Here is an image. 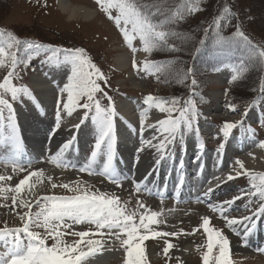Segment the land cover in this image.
I'll return each mask as SVG.
<instances>
[{
	"label": "snow or ice",
	"instance_id": "snow-or-ice-1",
	"mask_svg": "<svg viewBox=\"0 0 264 264\" xmlns=\"http://www.w3.org/2000/svg\"><path fill=\"white\" fill-rule=\"evenodd\" d=\"M96 4L100 11L115 23L124 40L130 46L132 41L138 37L143 42V50L148 53L158 47L169 46V37L177 36V33L173 30L176 25L185 18L186 14H192L200 10L199 4L193 3V0H187L185 5L177 8L169 6L162 0H96ZM230 19V9L225 7L209 27L215 28L217 37L215 43L219 49L234 52L242 51L240 42L242 41L245 45L247 50L246 59L240 58L238 65L233 66L234 74L230 82H235L247 70L246 61L248 64H264V48L252 44L239 27L233 34L232 40H226L221 36V22L223 21L226 24ZM208 31L209 29H205V35ZM199 43L203 45L205 41L202 39ZM20 45H24L26 53L30 51L38 53L39 50L48 47L52 52L48 60L54 61L57 65L70 68L67 83L60 89L61 93H67L66 102L58 100L55 125L49 132V138L54 136L61 126L59 108L61 103L63 109L67 110L69 115L77 107L84 109V118L81 120V124L88 120L90 116L92 123L95 125L96 138L91 156L83 166L79 167V171H87L89 174H93V165L96 164L97 157L103 155L105 158L102 174L108 176L112 183L120 187L122 179L127 178H121L118 175L114 163L117 144L114 127L116 110L111 96H108L107 92L101 87L100 82L104 84L108 82L101 69L92 62L91 57L84 48H54L30 40L21 41L11 32L0 31V67L10 66L12 69L3 77V82H0V106L6 107L9 112L8 120L11 134L8 140L14 146L13 171L18 169L25 172L26 169L17 163L23 149L17 131L15 111L12 103L5 99V94L10 93L13 101L17 100L21 94L31 95L26 86L17 87L12 82L17 64L21 62L17 57ZM172 48L175 50V46H172ZM13 49H16V51H13ZM198 51L199 49H197ZM57 53H62L63 60L59 59ZM30 59L31 56H28V59L23 62L26 64ZM133 66L139 68L135 61H133ZM165 68L166 65L148 60L143 63V69L146 72L154 70L156 73H160L165 71ZM192 72H194V69L189 68L186 72H178L177 76L182 81H186L188 75ZM191 85L194 94L196 86L194 78ZM260 91L264 93V86L260 88ZM97 94H102V96L97 98ZM103 98H107L109 102L106 107L101 104ZM154 101L155 98L150 94L145 102L150 104ZM169 104L170 106L166 107ZM155 106L161 112L167 111L169 117L158 121V128L153 126L161 133V136H153L150 140L141 139V146L136 150L137 163L139 162V154L146 148L154 147L159 154V158L155 160L156 167L144 177L145 181L163 161L172 159L175 156L177 142L180 143L181 150H185L184 137L186 133L195 131L196 135L199 136V128L195 123L198 111L194 100H187L181 105L179 98H173L171 101L161 100L156 102ZM251 106L249 105V107ZM229 109L235 111V105L230 104ZM174 111L179 112V115L172 116L171 113ZM144 114V112L141 113V133H143ZM0 120H3L2 108H0ZM242 123L243 120L225 121L221 128L224 138L227 139L231 131ZM76 127L79 128L80 125H76ZM249 130L252 131L251 128ZM153 140H158V143L153 144ZM74 142L75 137L65 141L60 149L50 157L51 162L63 163L65 167L70 166L68 163H64L63 156ZM260 146L264 147V141H260ZM197 147L199 150H203L204 144L200 142ZM223 148L224 144L221 143L218 151ZM28 163L30 165L31 161H28ZM180 164V170L182 171V159ZM236 164L239 166L240 171H237L235 176L247 175L250 178V190L241 193L240 196H233L231 199L209 204V207L213 212L219 213L227 226L233 228L235 234L241 237L243 244L246 246L248 237L258 227L257 220L264 217V173H254L246 169L243 162L238 158ZM71 166L76 167V165ZM201 167L203 166L201 165ZM234 178L232 173L227 176L229 181ZM10 179V176L0 175V182ZM45 180L51 185L52 189L61 187L73 194L38 195L35 189L38 185H43ZM52 181L53 177H45L43 170L37 169L27 171V174L14 187L11 185L5 187L0 184V196H3L5 200L8 198L7 193H13L11 196L12 210L15 211L17 207L23 210L16 213L21 222L19 226L9 227L5 222L4 226L0 227V247L4 249V251H0V264H87L90 257L104 250L107 245L116 243H119L125 251L123 264H148L145 241L179 235L177 232H160L153 227L160 223L158 220L160 213L138 214L136 210L130 211L126 205L122 204L120 197L117 195L91 190L80 184L73 187L69 183L58 185ZM133 183L136 189L140 190L142 182L133 180ZM182 185L183 176H181L177 187H182ZM213 191V188H208L203 195L208 196ZM242 196L259 198V206L251 215L239 218L230 217L228 215L229 209ZM251 202L250 199L249 203ZM140 207L144 206L140 205ZM210 220L209 216L202 217L201 226L204 232L207 233L206 250L202 255L203 264H233L228 236L222 230L210 227ZM75 225H87L88 227L85 230L76 231ZM236 225L243 226L242 232L235 230L234 226ZM196 230L193 229V231ZM68 236H74L77 239L69 242L65 239ZM49 240L52 241L51 245L48 244ZM175 247L176 245L171 241H165L163 254L168 257L170 250ZM258 251L264 252V249H258Z\"/></svg>",
	"mask_w": 264,
	"mask_h": 264
},
{
	"label": "rangeland",
	"instance_id": "rangeland-1",
	"mask_svg": "<svg viewBox=\"0 0 264 264\" xmlns=\"http://www.w3.org/2000/svg\"><path fill=\"white\" fill-rule=\"evenodd\" d=\"M163 2L177 8L185 5L187 0H163ZM62 3L72 5L76 14L70 17L69 14L63 13L60 9V4ZM193 3H198L200 10L192 14H186L185 18L176 25L173 30L177 33V36L169 37V46L158 47L151 53L143 50V42L138 37L132 41V45L130 46L124 40L122 33L115 23L107 19V16L100 11L96 0H0V31H4L5 33L11 32L21 41L30 40L54 48H84L91 57L92 62H98L96 66L101 69L107 78V84L100 82L101 87L107 92L108 96H111L112 100L115 97V93H117L120 112L124 115V118H128L129 120L132 119L134 121L137 118L140 129L143 106L139 103L142 100L135 99V95L141 91L143 94L144 92L151 93L155 99L158 96H160L161 100L178 98L186 88L193 89L191 81L194 78L201 91L199 93L197 89L194 90L195 98L198 95H202L207 102V112L195 102L196 108H200V110H197V119L199 120L201 116L208 118V120L203 121V129L209 133L215 128H221L225 121L231 122L234 118H237L242 112V107L250 99L252 95L250 92H253L257 84H263L261 78H264V64L262 63L248 64L246 61L247 70L235 82H230V78L227 80L229 73L227 67L225 69L222 68L220 73L218 71H207L203 68L201 64H206L212 58L211 52L217 50L215 49L217 47L215 43L217 39L215 28H210L209 26L213 24V20L220 15L223 9L228 7L231 12V19L226 24L223 21L221 22L220 35L232 40L233 34L236 32L237 27H239L250 41L256 43L260 48H264V0H193ZM87 13L91 15H86ZM205 29H209L207 35H205ZM190 33L195 38H190ZM121 38L124 40V44H122ZM202 39L205 41L203 45L199 43ZM236 39L238 40L239 38ZM122 46H124L127 52L124 51ZM172 46H175V51ZM240 48L242 50L239 51L241 58L246 59L247 50L242 41L240 42ZM133 49H135L134 54ZM197 49H199L198 52ZM13 51H16V49H13ZM29 54L31 55V60L36 63L37 69L40 67L43 69L44 64L48 62L55 63L48 60V57L52 55L48 47L39 50L38 53L36 51L26 53L24 45H20L17 57L19 60L21 58V62L17 64L12 82L17 87H19L18 81L31 83L40 93H43H38L39 102H43L41 100L43 96L45 97L44 101L48 102L49 91L45 85L42 86L39 80L41 76L34 74V68L31 70L29 67L24 68L29 63V60L26 64L23 61L28 59ZM57 56H59V59H62V53H57ZM128 57L130 61L129 64H126ZM119 59L125 62L121 70ZM146 60L157 64L159 60L167 61L165 71L160 73H156L154 70L152 72L144 71L143 63ZM133 61L136 62L139 68L133 66ZM189 68H193L195 74L193 72L190 73L186 81L178 78V72H186ZM9 71H12L10 66L0 67V82H3V77ZM165 72L171 78L164 77L163 74ZM56 77H59V75L56 74ZM249 79L252 81H247ZM6 95L9 96V93ZM101 96L102 94H97V98ZM8 98L6 99L11 103V96ZM66 98L67 93H64L63 100L65 102ZM156 102H159V100L157 99ZM108 103L107 98L101 99L102 106L106 107ZM134 103L137 104L134 105ZM123 104L127 105L126 110H124ZM230 104L235 105V111L229 109ZM0 108L4 111L5 107L0 106ZM81 109L77 107L72 111L71 115H68L69 124L73 122V126L81 125V120L84 118V111ZM154 111L158 112L160 110L155 106ZM144 113L143 119L145 125H143V131L147 134L148 131L154 129V127L151 128L150 121H155L156 117L152 113ZM119 116H121L120 113ZM85 123L94 125L90 119L86 120ZM87 128L91 127L87 125ZM81 129H84V126ZM258 132L261 141H264V125L258 128ZM247 157L249 163L252 164L251 166L262 167L264 158H262V161L261 157L255 156V154ZM4 172L7 175L6 172H9V169L0 168V173ZM50 174L54 173L47 171L45 177L50 176ZM10 177L14 180L16 179V176ZM4 182L8 183L11 180ZM83 183H75L72 186L75 187L76 184L84 186ZM15 185L11 186L14 187ZM38 186L35 189L38 195L42 187H44V190H41L42 192H45L48 188L45 184ZM97 187L95 182H92L89 186L91 190H97ZM57 189L68 191L61 187ZM57 189H51L50 191ZM6 195L8 197L6 200L3 196H0V227H3L5 222H7L9 227L19 226L20 220L16 213L23 210L17 207L13 211L11 201L13 193L9 192ZM139 199L132 196L131 200H128V203L130 206L143 205V201L140 203ZM241 200L239 199L237 202ZM199 210L203 211L200 207ZM198 221L199 219L196 217L186 216L174 220L172 226L175 229L185 226L193 228L198 224ZM219 230H222L225 234L224 231L227 229L221 228ZM65 239L69 242L74 240L67 239L66 237ZM197 239L199 240V238ZM50 243H52L51 240ZM151 243L157 247L155 241H151ZM232 243L235 242L232 241ZM233 251L237 252L236 249ZM157 255H163V253L157 252L155 256ZM172 256L169 259H172ZM188 257L190 258L188 259ZM153 258L156 264H163L160 259ZM236 258L237 260L234 261V264H264V261H258L257 259L253 261L240 260L239 255ZM187 260L188 264L196 262L195 257L192 255L187 256Z\"/></svg>",
	"mask_w": 264,
	"mask_h": 264
},
{
	"label": "bare ground",
	"instance_id": "bare-ground-1",
	"mask_svg": "<svg viewBox=\"0 0 264 264\" xmlns=\"http://www.w3.org/2000/svg\"><path fill=\"white\" fill-rule=\"evenodd\" d=\"M60 9L62 10V12L63 13H67V14H69V16L71 17V16H74L76 13H75V10H74V8H73V6L72 5H70V4H60ZM88 14H90V13H87L86 15H88ZM91 15V14H90ZM129 61H130V58L128 57L127 58V60H126V64H129ZM119 62L121 63V66H120V70L121 69H123V66H124V60H121V59H119ZM40 82V81H39ZM40 84V83H39ZM43 86V85H42ZM41 94H43V93H41ZM133 103V102H132ZM137 103H134V105H136ZM123 108H124V110H126V108H127V105L126 104H123ZM121 110H122V108H121ZM123 111V110H122ZM126 112V111H125ZM120 115L122 116L123 114L120 112ZM120 116V119H122L123 121H122V123L123 124H126V126L127 127H129L130 126V128H134V129H132V130H134V132L136 133V134H138V133H141V129H140V126H139V123L137 122V118H135V120L134 121H132V119L131 120H129L128 118H123V117H121ZM79 117V116H78ZM81 118V117H80ZM79 118V119H80ZM127 119H128V121H130V122H132V124L130 125L129 123H128V121H127ZM75 120H76V118H75ZM80 121V120H79ZM151 122V128L153 127V122L154 121H150ZM77 123V122H76ZM72 124H73V122H72ZM145 125V124H144ZM128 129V128H127ZM124 131L126 132V129H124ZM128 131H129V129H128ZM130 133V132H129ZM145 135H146V133H145V131H143V133H141V136H142V139H144L145 138ZM128 136H129V138H130V140L133 138L132 137V134L130 133V134H128ZM132 142V141H131ZM134 151H135V148H133V147H129L128 149H127V154L128 155H126L125 156V158H124V162H125V160H126V158H127V162H128V165L129 166H132L133 165V161H134V159L136 158L135 157V153H134ZM129 159V160H128ZM131 160V162H129ZM149 164H150V162L149 161H147V160H145V162L143 163V162H141V164H139V166L137 167V170L139 171V173L140 174H142L145 170H146V168H149L148 166H149ZM131 174L132 175H134L133 174V172H132V170H131ZM65 175H67V174H65ZM50 176L51 177H53V181L52 182H54V183H56V184H58V183H60L61 182V177L59 176V175H56V174H50ZM143 176V175H142ZM146 176V175H145ZM128 178V177H127ZM142 180L143 179H138L137 181H140V182H142ZM44 184L48 187L46 190H45V192H48V191H50L52 188H51V185L47 182V180H45V182H44ZM130 185V183L127 181V180H122V182H121V186L120 187H118L117 185H114L112 188H114L115 190L116 189H125L126 188V186H129ZM261 229H263L264 228V226H261L260 227ZM261 237H262V230H260V231H255L253 234H250V236H249V238L250 239H253V241H256V240H260L261 239ZM231 241H233V242H235L236 243V241L235 240H233V239H231ZM146 244L148 245V252H149V254H150V256L151 257H155V253H160V252H162L163 253V249H158L157 247H155V246H153V244L151 243V241H147L146 242ZM174 245H176V247L175 248H173L172 250H170V253H169V256H168V258H171V256L173 255V254H178V255H180V264H188V260H187V256L185 255V253H186V250H184L183 248H182V244L180 245V246H178L179 245V243L177 244V243H175L174 242ZM113 258V257H112ZM103 261V260H102Z\"/></svg>",
	"mask_w": 264,
	"mask_h": 264
},
{
	"label": "trees",
	"instance_id": "trees-1",
	"mask_svg": "<svg viewBox=\"0 0 264 264\" xmlns=\"http://www.w3.org/2000/svg\"><path fill=\"white\" fill-rule=\"evenodd\" d=\"M162 2H163V0H162ZM165 11H167V9H165ZM189 36H190V38H195V36H194L193 34H191V33H190ZM174 51H175V50H174ZM184 52H185V51H184ZM163 75H164V77H166V78H171V77H169L168 75H166V72H165ZM247 81H250V82H251L252 80L249 79V80H247ZM250 93H252V92H250Z\"/></svg>",
	"mask_w": 264,
	"mask_h": 264
}]
</instances>
